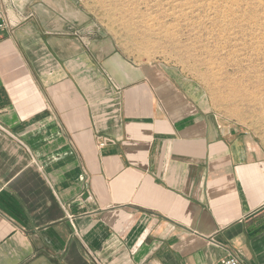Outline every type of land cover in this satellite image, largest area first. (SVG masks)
<instances>
[{
  "label": "crops",
  "instance_id": "0c3cea01",
  "mask_svg": "<svg viewBox=\"0 0 264 264\" xmlns=\"http://www.w3.org/2000/svg\"><path fill=\"white\" fill-rule=\"evenodd\" d=\"M29 8L0 34V264H264V147L68 0Z\"/></svg>",
  "mask_w": 264,
  "mask_h": 264
},
{
  "label": "rangeland",
  "instance_id": "374dc122",
  "mask_svg": "<svg viewBox=\"0 0 264 264\" xmlns=\"http://www.w3.org/2000/svg\"><path fill=\"white\" fill-rule=\"evenodd\" d=\"M17 22L39 0H2ZM145 68L185 79L206 109L264 147V0H68Z\"/></svg>",
  "mask_w": 264,
  "mask_h": 264
},
{
  "label": "built area",
  "instance_id": "2783aa9c",
  "mask_svg": "<svg viewBox=\"0 0 264 264\" xmlns=\"http://www.w3.org/2000/svg\"><path fill=\"white\" fill-rule=\"evenodd\" d=\"M3 1L0 0V34L4 33L9 26H11V20L9 18L6 8L3 6ZM217 264H242L241 260L236 256H229L222 259Z\"/></svg>",
  "mask_w": 264,
  "mask_h": 264
}]
</instances>
